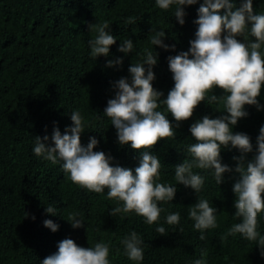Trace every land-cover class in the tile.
I'll use <instances>...</instances> for the list:
<instances>
[{"label":"trees","instance_id":"obj_1","mask_svg":"<svg viewBox=\"0 0 264 264\" xmlns=\"http://www.w3.org/2000/svg\"><path fill=\"white\" fill-rule=\"evenodd\" d=\"M0 264H264V0H0Z\"/></svg>","mask_w":264,"mask_h":264}]
</instances>
